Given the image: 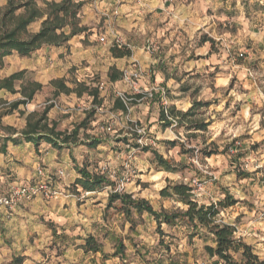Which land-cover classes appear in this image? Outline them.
<instances>
[{"label": "clouds", "instance_id": "obj_1", "mask_svg": "<svg viewBox=\"0 0 264 264\" xmlns=\"http://www.w3.org/2000/svg\"><path fill=\"white\" fill-rule=\"evenodd\" d=\"M0 264H264V0H0Z\"/></svg>", "mask_w": 264, "mask_h": 264}]
</instances>
